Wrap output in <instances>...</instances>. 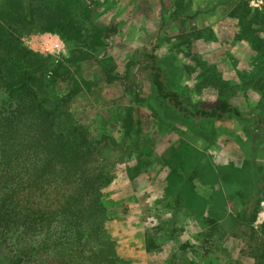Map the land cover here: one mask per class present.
<instances>
[{
    "label": "rangeland",
    "instance_id": "obj_1",
    "mask_svg": "<svg viewBox=\"0 0 264 264\" xmlns=\"http://www.w3.org/2000/svg\"><path fill=\"white\" fill-rule=\"evenodd\" d=\"M64 1L80 13L85 2L91 5L92 19L106 29L107 45L98 49L99 59L119 73L108 81L101 64H83L76 75L83 87L70 110L95 137L111 134L128 144L138 139L129 154L118 150L114 156L123 161L114 164L115 179L104 196L111 215L108 228L122 264H177L173 255L183 253L181 245L187 242L191 245L186 253L193 257L205 215L214 211L237 217L264 187L258 180L264 173V91L249 82L264 61L263 52L240 32L226 0H184L185 11L178 16L172 15L178 0H168L172 6L167 11L161 0H99L96 7L92 0ZM250 5L262 8L264 0H250ZM188 33L192 43L183 37ZM22 41L56 57L70 54L56 33L33 29ZM153 55L166 89L179 95L176 103L159 94L150 65ZM198 60L215 67L232 88L220 93L212 86L200 87L203 66ZM84 80L92 81L90 89ZM129 87L145 98L134 109L142 123L130 137L124 136L133 105ZM225 98L240 114L203 112H212ZM192 194L198 196L190 199ZM199 196L207 202L200 205ZM170 221L175 230L167 228ZM263 223L264 199L254 226L260 229ZM234 224L222 243V260L258 263L253 256L256 241L243 233L249 227ZM158 225L167 227L157 238L158 246L150 249L147 233ZM259 236L261 246L264 233ZM15 253L12 237L0 240V264H18Z\"/></svg>",
    "mask_w": 264,
    "mask_h": 264
},
{
    "label": "trees",
    "instance_id": "obj_2",
    "mask_svg": "<svg viewBox=\"0 0 264 264\" xmlns=\"http://www.w3.org/2000/svg\"><path fill=\"white\" fill-rule=\"evenodd\" d=\"M183 1H176L172 15L184 13ZM161 2L165 11L172 6L168 0ZM91 4L96 7L99 0ZM90 6L85 2L80 13L64 0H0V240L14 239V263L122 264L108 228L111 215L104 196L115 179L114 164L123 161L114 156L118 150L129 154L138 139L128 144L126 138L119 141L111 134L95 137L70 110L83 87L76 76L83 64H101L108 81L119 77L114 65L99 59L98 49L107 45L106 29L92 19ZM226 9L238 20L240 32L251 36L264 54V5L257 8L250 0H226ZM33 29L59 34L70 54L56 57L26 46L22 35ZM191 36L183 37L192 43ZM153 57L150 65L159 94L178 101L179 95L166 89L162 72L155 71L157 58ZM198 63L203 66L200 87L212 86L220 93L232 88L215 67ZM84 81L90 89L92 81ZM249 82L264 91V61ZM129 89L133 105L124 122L128 137L139 131L142 119L135 117L134 109L145 100L136 87ZM203 112L220 117L226 112L240 114L226 98L212 112ZM258 180L264 184V173ZM197 196L192 194L190 199ZM198 198L200 205L207 202ZM262 199L264 187L237 217L230 215L229 220L214 211L205 215L201 242L193 250L198 255L188 256L191 244L187 242L181 245L183 253L173 255L172 260L177 264H244L223 261L219 253L237 222L249 227L243 233L256 241L253 256L256 264H262L264 241L261 246L257 241L264 223L260 229L254 226ZM172 225L170 221L166 227L175 230ZM166 227L158 225L148 231V248L158 246L157 238Z\"/></svg>",
    "mask_w": 264,
    "mask_h": 264
},
{
    "label": "flooded vegetation",
    "instance_id": "obj_3",
    "mask_svg": "<svg viewBox=\"0 0 264 264\" xmlns=\"http://www.w3.org/2000/svg\"><path fill=\"white\" fill-rule=\"evenodd\" d=\"M167 98H168L170 101H172L173 103H176V102H177L176 99L172 97V95H169ZM179 108L182 109L183 111H187V110L185 109V105H184V104H182V105L179 104ZM200 110H202V109H200Z\"/></svg>",
    "mask_w": 264,
    "mask_h": 264
}]
</instances>
